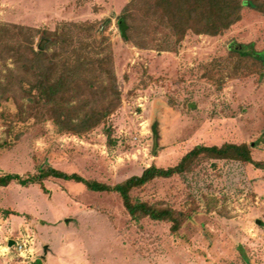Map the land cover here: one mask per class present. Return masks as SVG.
Wrapping results in <instances>:
<instances>
[{
  "label": "rangeland",
  "instance_id": "374dc122",
  "mask_svg": "<svg viewBox=\"0 0 264 264\" xmlns=\"http://www.w3.org/2000/svg\"><path fill=\"white\" fill-rule=\"evenodd\" d=\"M127 1L0 0L1 22L53 30L62 21L102 26L108 19L122 93L109 119L111 140L103 125L78 136L33 121L17 127L23 134L14 144L0 145V173L26 175L50 164L114 184L153 163L175 165L201 143L247 142L253 158L264 160V73L226 75L220 87L204 76L230 44L247 52L264 49V13L245 7L225 34H189L178 52L145 50L118 33L117 16ZM7 139L0 119V144ZM44 187L0 185V209L13 211L0 215V247L30 234L31 264H264V169L252 164L204 161L189 173L134 189L141 199L191 213L176 233L169 222L131 218L115 192L53 178ZM207 198L216 199L209 210ZM0 264L29 263L11 249L0 250Z\"/></svg>",
  "mask_w": 264,
  "mask_h": 264
},
{
  "label": "trees",
  "instance_id": "16d2710c",
  "mask_svg": "<svg viewBox=\"0 0 264 264\" xmlns=\"http://www.w3.org/2000/svg\"><path fill=\"white\" fill-rule=\"evenodd\" d=\"M264 13V0H128L116 25L121 40L139 49L178 52L189 34L221 36L243 17V9ZM62 21L53 30L0 21V119L7 125L11 146L33 121H50L55 131L86 136L103 125L111 140V115L121 104V89L115 70L110 21ZM253 47V43H249ZM264 49L247 52L230 44L221 60L206 65L204 76L219 87L227 76L264 73ZM209 66V67H208ZM211 66V67H210ZM16 131V132H15ZM209 160H237L264 169V160L253 158L247 142L220 145L197 144L168 167L151 164L114 184L66 172L50 164L36 173H0V185L12 182L28 186L50 178L73 180L88 190L115 192L124 209L136 220L149 218L170 223L176 233L191 216L164 202H150L133 195L156 178H170L195 170ZM45 188V187H44ZM211 200L207 198V210ZM194 209V208H193ZM12 209H0L8 216ZM32 264H37V261Z\"/></svg>",
  "mask_w": 264,
  "mask_h": 264
},
{
  "label": "built area",
  "instance_id": "2783aa9c",
  "mask_svg": "<svg viewBox=\"0 0 264 264\" xmlns=\"http://www.w3.org/2000/svg\"><path fill=\"white\" fill-rule=\"evenodd\" d=\"M13 245L11 247L8 246V240L6 242L5 250H0L2 251V254H6L7 252L9 253V251L11 249L15 250L20 256H22L23 258V262H27L29 264H31V260L33 259V243L34 240L32 238V236L28 233L25 234H20V236H17L15 239H13Z\"/></svg>",
  "mask_w": 264,
  "mask_h": 264
},
{
  "label": "water",
  "instance_id": "95a60500",
  "mask_svg": "<svg viewBox=\"0 0 264 264\" xmlns=\"http://www.w3.org/2000/svg\"><path fill=\"white\" fill-rule=\"evenodd\" d=\"M13 242H14L13 239H9V240H8V246L11 247V246L13 245Z\"/></svg>",
  "mask_w": 264,
  "mask_h": 264
},
{
  "label": "crops",
  "instance_id": "0c3cea01",
  "mask_svg": "<svg viewBox=\"0 0 264 264\" xmlns=\"http://www.w3.org/2000/svg\"><path fill=\"white\" fill-rule=\"evenodd\" d=\"M3 221H6V220H3ZM1 250H2V251H3V250H5V247H4V246H2V247H1Z\"/></svg>",
  "mask_w": 264,
  "mask_h": 264
}]
</instances>
